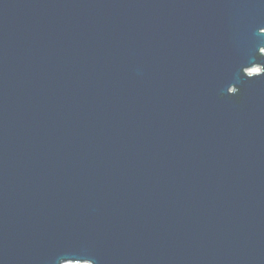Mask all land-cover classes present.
Returning <instances> with one entry per match:
<instances>
[{
    "label": "water",
    "instance_id": "95a60500",
    "mask_svg": "<svg viewBox=\"0 0 264 264\" xmlns=\"http://www.w3.org/2000/svg\"><path fill=\"white\" fill-rule=\"evenodd\" d=\"M264 264V0H0V264Z\"/></svg>",
    "mask_w": 264,
    "mask_h": 264
},
{
    "label": "bare ground",
    "instance_id": "6f19581e",
    "mask_svg": "<svg viewBox=\"0 0 264 264\" xmlns=\"http://www.w3.org/2000/svg\"><path fill=\"white\" fill-rule=\"evenodd\" d=\"M74 264H82V263H74ZM83 264H87V263H83Z\"/></svg>",
    "mask_w": 264,
    "mask_h": 264
}]
</instances>
